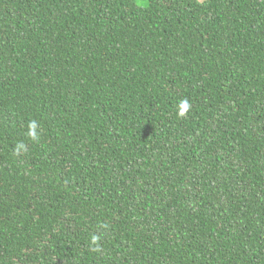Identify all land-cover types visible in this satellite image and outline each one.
I'll use <instances>...</instances> for the list:
<instances>
[{"label": "trees", "instance_id": "obj_1", "mask_svg": "<svg viewBox=\"0 0 264 264\" xmlns=\"http://www.w3.org/2000/svg\"><path fill=\"white\" fill-rule=\"evenodd\" d=\"M146 1L0 0V264H264V0Z\"/></svg>", "mask_w": 264, "mask_h": 264}, {"label": "clouds", "instance_id": "obj_2", "mask_svg": "<svg viewBox=\"0 0 264 264\" xmlns=\"http://www.w3.org/2000/svg\"><path fill=\"white\" fill-rule=\"evenodd\" d=\"M192 108V105L190 103V101H188L186 98L181 100L179 102V111H178V115L180 118H184L187 116V114L190 112ZM29 131L27 133V135L34 141H38L39 140V136H38V132H37V129L39 127V122L38 121H31L29 123ZM21 149H24L26 150V145L23 144V142H21L20 144L17 145V148H16V153L17 155L20 154V150ZM101 228H108L109 225L108 224H101L100 225ZM100 240H101V237L99 235H92L91 237V244L94 245L96 247V250L97 251H100Z\"/></svg>", "mask_w": 264, "mask_h": 264}, {"label": "rangeland", "instance_id": "obj_3", "mask_svg": "<svg viewBox=\"0 0 264 264\" xmlns=\"http://www.w3.org/2000/svg\"><path fill=\"white\" fill-rule=\"evenodd\" d=\"M200 2H204L205 0H199ZM147 1L146 0H138L139 6L144 7L146 5Z\"/></svg>", "mask_w": 264, "mask_h": 264}]
</instances>
